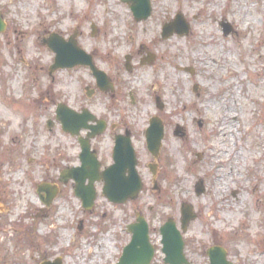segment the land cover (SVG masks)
<instances>
[{"label": "rangeland", "instance_id": "1", "mask_svg": "<svg viewBox=\"0 0 264 264\" xmlns=\"http://www.w3.org/2000/svg\"><path fill=\"white\" fill-rule=\"evenodd\" d=\"M151 4L138 21L123 0H0V264H116L138 214L151 228L152 264H165L160 227L170 217L180 226L182 202L198 216L184 233L192 263L209 264L217 244L235 264H264V0ZM177 14L189 32L163 37ZM51 34H77L118 94L89 95L96 85L87 67L51 71L55 53L43 42ZM59 103L130 130L144 183L136 199L115 204L97 181L86 209L74 180L61 181L63 169L81 164V147L59 122L47 126ZM154 116L165 130L158 157L145 135ZM112 133L93 140L107 163ZM41 183L58 187L50 204Z\"/></svg>", "mask_w": 264, "mask_h": 264}, {"label": "water", "instance_id": "2", "mask_svg": "<svg viewBox=\"0 0 264 264\" xmlns=\"http://www.w3.org/2000/svg\"><path fill=\"white\" fill-rule=\"evenodd\" d=\"M130 3L131 9L137 20L147 19L152 13L150 0H123ZM6 22L0 12V33L6 30ZM232 27L225 25V33L228 34ZM174 32L181 35L189 32V24L182 14L177 15L173 22L164 25L163 36L168 37ZM51 50L56 53L55 62L51 70L59 68L73 67L76 65H89L97 77L98 85L102 89H107L111 84L104 71L99 70L94 64L92 55L88 54L78 45L74 38L66 40L59 34H51L44 39ZM153 60L154 57L148 58ZM130 65H128L129 67ZM58 118L62 121L65 130L73 134H79L82 128H93L88 122L94 120L88 110L78 113L64 105H60ZM151 126L146 132L148 147L151 152L158 156L164 137V126L158 117L151 119ZM52 125V122H50ZM104 124H100L97 130L90 133L93 137L102 132ZM82 153L80 159L82 164L77 167L65 169L61 173L62 180L74 179L76 181V194L83 200L86 208L90 209L94 205L96 198L95 182L104 181V194L113 202L122 203L127 199H134L143 188L142 179L137 170V158L134 148L128 137L119 136L114 151L115 163L107 169L100 170V162L94 153L90 151L89 138L80 141ZM155 171V167H152ZM89 180L87 184L86 181ZM205 190L203 182H198L196 191L198 194ZM39 191L46 192L45 202L50 204L56 196L57 189H49V185L42 184ZM182 229L187 230L189 222L196 218L192 205L182 204ZM129 231L132 233L130 243L124 248V252L117 264H151L155 253V247L150 241L149 224L143 216H138L137 221L129 224ZM162 234V251L165 253L166 264H192L185 255V242L182 231L177 227L176 221L168 219L160 228ZM210 257V264H233L227 259V251L222 246H213L207 251ZM43 264H62L61 259L55 262L47 261Z\"/></svg>", "mask_w": 264, "mask_h": 264}, {"label": "flooded vegetation", "instance_id": "3", "mask_svg": "<svg viewBox=\"0 0 264 264\" xmlns=\"http://www.w3.org/2000/svg\"><path fill=\"white\" fill-rule=\"evenodd\" d=\"M78 39V38H77ZM78 42H79V40H78ZM110 77V79H111V81H112V83L114 84V86L113 87H111L110 89H109V87H107V89L108 90H110V92H112L113 94H112V97L114 96H116L117 94H118V92H119V88H118V85H117V81H115V80H113L112 78H111V76H109ZM96 85V87L95 88H91V87H87L88 89H90L91 91H97V90H100V88H98L97 87V84H95ZM107 90V91H108ZM107 124H108V127H107V130L108 131H112L115 135H117V134H120L121 132L122 133H124L125 131H128V129L126 128L125 129V131L124 130H121V131H119V130H116V129H114V126H116V125H112L111 126V128L109 127V122H107ZM93 125H95V124H93ZM112 133V134H113ZM117 133V134H116ZM108 160V162H110V163H112L109 159H107ZM105 165V164H104Z\"/></svg>", "mask_w": 264, "mask_h": 264}, {"label": "bare ground", "instance_id": "4", "mask_svg": "<svg viewBox=\"0 0 264 264\" xmlns=\"http://www.w3.org/2000/svg\"><path fill=\"white\" fill-rule=\"evenodd\" d=\"M107 245H108L107 247L110 248L111 247V241L107 242Z\"/></svg>", "mask_w": 264, "mask_h": 264}]
</instances>
